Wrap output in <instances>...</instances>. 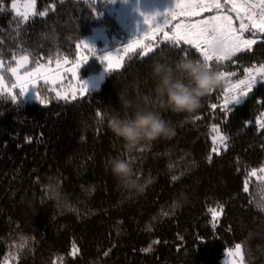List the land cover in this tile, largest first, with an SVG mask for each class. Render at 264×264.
<instances>
[{"label":"trees","instance_id":"obj_1","mask_svg":"<svg viewBox=\"0 0 264 264\" xmlns=\"http://www.w3.org/2000/svg\"><path fill=\"white\" fill-rule=\"evenodd\" d=\"M11 2L0 0V57L7 66L24 49L43 55L41 62L49 56L53 63L73 62L77 43L95 27L105 26L110 35L123 31L109 12L113 0H36V13L47 15H30L17 35ZM155 41L154 52L128 53L98 90L75 101L58 100L47 83L39 87L43 103L20 98L19 87L9 89L18 103L0 97V264H220L237 243L245 264H264V179L260 172L249 176L264 167V129L255 125L264 110V84L230 112L220 110L221 87L195 112L162 109L154 64L174 66L185 54L193 60L200 54L187 44L173 47L163 33L146 40ZM94 54L80 67L82 78L105 65ZM233 60L224 70L237 74L264 63V40ZM138 108L159 111L175 134L129 150L111 132L108 116H131ZM196 115L202 118L194 121ZM220 135L228 137L226 150ZM115 157L134 158L141 190L118 186L107 167ZM49 177L61 186L59 202L45 191ZM220 205L223 214L214 220L212 210ZM74 244L79 251L73 256Z\"/></svg>","mask_w":264,"mask_h":264},{"label":"snow or ice","instance_id":"obj_2","mask_svg":"<svg viewBox=\"0 0 264 264\" xmlns=\"http://www.w3.org/2000/svg\"><path fill=\"white\" fill-rule=\"evenodd\" d=\"M36 0H29V3L25 4V11H17L16 15L19 18L16 21V34L19 35V29L21 26L25 25L29 21V11L31 7V16L35 17L39 15L44 17L47 15L46 11H41L36 13L34 10ZM181 7V15L183 16H200L205 12H215L214 15L207 16L202 20H196L189 23H178L175 25L171 33L164 32L163 37L165 42H170L173 47H179L181 43L187 44L195 48L199 54L200 58L196 61L198 63H203L209 69L216 70L219 73V78L223 81V89L220 94V99L222 97V103L219 105L222 112H230L233 106L242 104L253 89L261 83H264V63H260L257 67L253 65L252 67H246L243 69L242 77L233 79L237 77L236 72L226 71L224 69L228 68L229 65L225 62L232 61L237 54L251 51L253 46L256 45L261 40H264V0H178V5ZM12 8L16 9L17 5L15 0H13ZM53 10L55 6H52ZM171 11V8L166 10L164 24L168 23L167 13ZM234 14V15H233ZM156 15H159L157 13ZM156 15L145 16L144 23L148 25H158L155 23ZM239 21V26H235V22ZM156 32L161 31L159 27L155 28ZM245 33H249V36H245ZM259 33V37L257 34ZM155 37L153 36V39ZM81 45L85 49L91 51L94 46L90 45L86 40H82L77 43V50L80 49ZM142 49L139 52L141 57L147 56L149 53L154 52L155 46L151 44H142L137 41L135 43H129L125 48V53H136V50ZM219 49V50H217ZM24 54L17 57L15 53L12 54V60L15 61L16 66L10 67L8 71L16 78L17 83L13 84V88L19 87V97L22 98L25 93L28 92L30 86L35 88V86L43 81L44 83H56L62 77H53L48 75L54 70L51 68L52 59L49 56L47 64L42 63L44 56L34 57V53L29 52L27 49L23 50ZM107 52L102 56L97 58L101 63L105 59L109 58ZM97 56V55H96ZM184 59L188 58L185 54ZM85 64L88 61V57L83 58L78 57ZM121 59H118L115 64L109 63L108 69L119 70L123 67ZM35 63V67L31 71L24 72L23 75L20 74V70L26 68L30 63ZM68 61L65 60L64 63ZM61 61L56 60L57 69H59ZM4 66V60L0 59V69ZM81 65L78 64L77 67ZM213 92V91H212ZM210 92L209 94H211ZM89 93V82L83 81L80 91L77 93L73 91L71 94L64 91H57L56 97L58 100H63L66 103L75 101L78 96L83 97ZM208 94V95H209ZM0 97L10 98L13 103H18L17 95L13 94L11 90L7 88L4 83L3 74L0 73ZM35 98L40 99L39 94L35 91ZM147 99V98H146ZM43 103V101H41ZM264 103V101H262ZM212 110L217 109L218 104L212 103L209 105ZM264 116V113H261ZM97 117H101V113H96ZM202 117L196 115L192 117L194 121L200 120ZM256 125L258 129H264V120L259 117L256 120ZM213 131H218V126L213 125ZM27 142H31V138H26ZM214 141L216 137L213 138ZM228 139L227 136L220 135L219 141L226 150L227 145L224 143ZM213 152H217L214 147ZM126 160L133 164L135 162L134 158L128 157ZM209 162H211V157H209ZM257 172L264 173V167L259 169H251L249 176H257ZM137 178L139 174L137 173ZM51 181V177L48 178ZM178 177L173 176L172 180L175 181ZM258 179H264L258 177ZM45 187V186H44ZM244 192L249 191L248 180H245ZM264 200V196L261 197ZM259 208L264 211V204H260ZM224 206H219V211L216 209L212 210L214 220L223 214ZM156 243H159L157 241ZM151 248L144 249L143 251H150ZM79 251L75 244L73 245V251L70 255H75ZM107 255V253H105ZM229 256H238L239 264H243L244 256L242 254V245L237 243L235 245V250H228Z\"/></svg>","mask_w":264,"mask_h":264},{"label":"clouds","instance_id":"obj_3","mask_svg":"<svg viewBox=\"0 0 264 264\" xmlns=\"http://www.w3.org/2000/svg\"><path fill=\"white\" fill-rule=\"evenodd\" d=\"M153 74L157 79L155 93L159 98V107L174 113L195 112L202 106L203 99L223 84L216 70L190 58H182L174 66L158 62L153 66ZM108 127L129 150L142 142L151 143L175 134L174 128L159 111L146 108H138L131 116L119 113L109 115ZM107 167L118 186L141 190L132 164L126 159L110 158ZM45 191L49 199L55 202L61 200L59 182L53 180L45 184Z\"/></svg>","mask_w":264,"mask_h":264},{"label":"rangeland","instance_id":"obj_4","mask_svg":"<svg viewBox=\"0 0 264 264\" xmlns=\"http://www.w3.org/2000/svg\"><path fill=\"white\" fill-rule=\"evenodd\" d=\"M115 3L111 6L109 9V12L113 14L117 20V22L122 27L123 31L119 33H115L113 35H110L106 29L105 26H97L94 28L93 32L89 35H87L83 40H86L90 45L94 46V48L89 51L88 49H85L83 45H81L79 49V57L83 58L85 56L89 59V53H95L98 56H102L106 52L109 55L108 59H105V65L101 68V70L93 75H90L88 77L82 78L80 73V67L82 66V60L78 59L73 62L64 63L65 60L61 61L59 69H57L56 63H51V68L54 70L52 73H48V75L53 77H62V79H59L56 83H47L51 89L54 91L55 95L57 91H64L71 94L73 91L79 92L82 87V82L87 81L89 82V91L98 90L102 83L104 82L107 73L109 72L108 64L112 63L115 64L118 59H121L122 64L124 63V59L126 57L125 48L130 43H135L137 41L141 42L142 44H147V39H153V38H138V35L141 33L144 35L146 31L148 30V24L144 23V17L156 15L157 13L165 14L166 10L171 8H175V6L178 3V0H113ZM17 8L14 9V11L17 13V11L23 12L25 11V4L29 3V0H15ZM13 3V0L11 2V5ZM36 10V4L35 8ZM29 16L31 15L32 8L30 7L28 9ZM170 13V12H168ZM167 13V14H168ZM215 12H210V15H214ZM156 15L157 20L158 16ZM235 26L238 27L239 24L235 22ZM145 27V29H144ZM148 27V28H146ZM141 35V36H142ZM245 36H249V33H245ZM257 37H259V33L257 34ZM111 41H115L118 43L117 46L111 47ZM152 41V40H151ZM156 41L151 43V45L156 46ZM19 57V56H18ZM0 59H3L0 57ZM99 60V59H98ZM100 61V60H99ZM47 64V61L42 62ZM31 64V63H30ZM30 64L20 70V74L23 75L26 71H31L32 68ZM80 64V67H77V65ZM16 63H13L11 65H6L4 62V66L2 69H0V73L3 74L4 77V83L7 86L8 89H11L13 84H16V78L11 74L8 69L10 67H15ZM8 72L9 75H11V81L9 80V77L5 75V73ZM44 84L43 81L39 82L35 88L31 87L29 88L28 92L25 93L23 96L27 100H36L41 101L42 95L40 92V85ZM13 88V87H12ZM35 91L39 94L40 99L37 100L35 98ZM261 177L264 178V173L261 174ZM233 249L235 250V246L230 247L226 249L225 256L223 257L220 264H239V257L238 256H229L228 250ZM6 264H11L10 261H8ZM243 264H245L243 262Z\"/></svg>","mask_w":264,"mask_h":264},{"label":"built area","instance_id":"obj_5","mask_svg":"<svg viewBox=\"0 0 264 264\" xmlns=\"http://www.w3.org/2000/svg\"><path fill=\"white\" fill-rule=\"evenodd\" d=\"M181 13V7H177L176 10L174 12H172L170 15H167V19L168 21L173 18V17H176L177 15H179ZM164 20H165V14H160L157 18V20L155 21V23H158V25H148V30L146 31V33L144 35H142L141 38H153V36L155 38L158 37L159 34H162L164 32H166V27H165V24H164ZM156 27H159L161 29V31L159 32H156L155 31V28ZM262 63V62H254L252 63L251 65L247 66V67H252L253 65H256L257 67L259 66V64ZM246 68V67H245ZM243 75V72L240 73V74H237V77H233V79H236V78H239V77H242ZM261 84H264V83H261ZM258 86V85H257ZM222 89H223V84L221 86V92H222ZM221 94V93H220ZM221 100H222V97H221ZM261 113H264V110L261 112ZM259 118L261 120H264V116H262L261 114L259 115ZM255 125H256V122H255ZM257 127V125H256ZM258 128V127H257ZM219 140V139H218ZM218 144H221L220 142Z\"/></svg>","mask_w":264,"mask_h":264},{"label":"crops","instance_id":"obj_6","mask_svg":"<svg viewBox=\"0 0 264 264\" xmlns=\"http://www.w3.org/2000/svg\"><path fill=\"white\" fill-rule=\"evenodd\" d=\"M177 5H178V3H177ZM177 5L175 6V8L177 7ZM174 8V9H175ZM173 10V9H172ZM234 15V14H233ZM207 16H210V14H205V13H202L200 16H195V17H192V16H181V17H176V18H173V19H171V20H169L168 21V23H167V25H166V28H167V31L169 32V33H171L172 32V30L174 29V27H175V25L176 24H178V23H189V22H194V21H196V20H202V19H204V18H206ZM236 23H238L239 24V21H236ZM147 28V27H146ZM144 29H145V27H144ZM142 34L140 33L139 35H138V38H140V36H141ZM126 42H131V41H126ZM144 44H145V42H144ZM217 50H219V49H217ZM94 56H96V54H94Z\"/></svg>","mask_w":264,"mask_h":264}]
</instances>
